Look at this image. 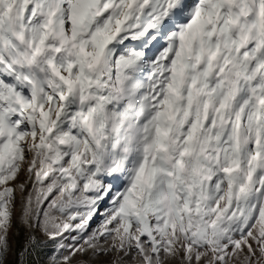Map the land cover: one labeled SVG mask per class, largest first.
<instances>
[{
	"label": "snow or ice",
	"instance_id": "1",
	"mask_svg": "<svg viewBox=\"0 0 264 264\" xmlns=\"http://www.w3.org/2000/svg\"><path fill=\"white\" fill-rule=\"evenodd\" d=\"M49 243L264 264V0H0V264Z\"/></svg>",
	"mask_w": 264,
	"mask_h": 264
},
{
	"label": "rangeland",
	"instance_id": "2",
	"mask_svg": "<svg viewBox=\"0 0 264 264\" xmlns=\"http://www.w3.org/2000/svg\"><path fill=\"white\" fill-rule=\"evenodd\" d=\"M24 179H25L24 175L21 174L20 180L22 181ZM106 207H108L107 200L101 202L100 211L103 212ZM102 219H103V217L100 215L95 216L93 218V220L90 222V227H89L88 231L91 232L93 229L97 228ZM14 239L16 241V245L18 246V244L21 242V238L15 237ZM40 239L42 242L46 240V238L43 236H41ZM53 251H54V249H53L52 245L49 243L46 247H44L41 250V252L38 256H34L33 264H49V257L52 255Z\"/></svg>",
	"mask_w": 264,
	"mask_h": 264
}]
</instances>
